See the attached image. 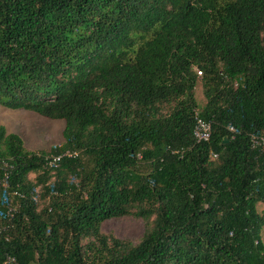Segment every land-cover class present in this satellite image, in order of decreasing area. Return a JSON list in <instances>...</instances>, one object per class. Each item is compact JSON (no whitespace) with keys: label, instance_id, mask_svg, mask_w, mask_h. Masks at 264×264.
<instances>
[{"label":"trees","instance_id":"16d2710c","mask_svg":"<svg viewBox=\"0 0 264 264\" xmlns=\"http://www.w3.org/2000/svg\"><path fill=\"white\" fill-rule=\"evenodd\" d=\"M0 107V264H264V0H0Z\"/></svg>","mask_w":264,"mask_h":264},{"label":"rangeland","instance_id":"374dc122","mask_svg":"<svg viewBox=\"0 0 264 264\" xmlns=\"http://www.w3.org/2000/svg\"><path fill=\"white\" fill-rule=\"evenodd\" d=\"M195 97L202 107L205 99L200 84L195 88ZM0 125H3L9 133L19 135L28 151H48L52 146L63 143V121L49 120L29 111L0 107ZM29 177L32 179L33 175L30 174ZM259 210H263V207L259 206ZM102 228L107 232H115L120 238L130 240L138 239L143 233V223L134 219L109 220Z\"/></svg>","mask_w":264,"mask_h":264},{"label":"built area","instance_id":"2783aa9c","mask_svg":"<svg viewBox=\"0 0 264 264\" xmlns=\"http://www.w3.org/2000/svg\"><path fill=\"white\" fill-rule=\"evenodd\" d=\"M200 75L201 72H198ZM230 131H233V128L230 127ZM193 136L197 142H208L211 137V125L210 123L204 121L197 114H195V125L193 130ZM251 146L260 150H264V137L263 136H251ZM216 155H214V158ZM56 158L54 160H58ZM4 180L0 181V186L4 187ZM14 215L13 207L10 206L8 210V216L11 218ZM4 264H15V259L7 256Z\"/></svg>","mask_w":264,"mask_h":264},{"label":"water","instance_id":"95a60500","mask_svg":"<svg viewBox=\"0 0 264 264\" xmlns=\"http://www.w3.org/2000/svg\"><path fill=\"white\" fill-rule=\"evenodd\" d=\"M223 143H227V140L225 139V140L223 141Z\"/></svg>","mask_w":264,"mask_h":264},{"label":"clouds","instance_id":"9594fccd","mask_svg":"<svg viewBox=\"0 0 264 264\" xmlns=\"http://www.w3.org/2000/svg\"><path fill=\"white\" fill-rule=\"evenodd\" d=\"M197 72H199V71H197ZM198 74V73H197ZM199 75V74H198ZM200 76V75H199Z\"/></svg>","mask_w":264,"mask_h":264}]
</instances>
